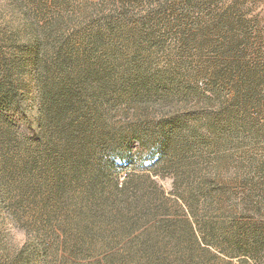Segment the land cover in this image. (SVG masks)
Returning <instances> with one entry per match:
<instances>
[{
    "label": "rangeland",
    "instance_id": "rangeland-1",
    "mask_svg": "<svg viewBox=\"0 0 264 264\" xmlns=\"http://www.w3.org/2000/svg\"><path fill=\"white\" fill-rule=\"evenodd\" d=\"M0 89V264H264V0H0Z\"/></svg>",
    "mask_w": 264,
    "mask_h": 264
},
{
    "label": "trees",
    "instance_id": "trees-1",
    "mask_svg": "<svg viewBox=\"0 0 264 264\" xmlns=\"http://www.w3.org/2000/svg\"><path fill=\"white\" fill-rule=\"evenodd\" d=\"M12 95V92L5 91L4 89H0V105L5 103V101L7 100V105L8 108L10 109H16L18 107V105L16 104V101H14V96L12 98V100H8L7 98ZM21 120V119H20ZM21 125H22V129L23 132L25 134H33L36 131V125L33 124L32 121H30L29 119H26V117L23 115L22 121H21Z\"/></svg>",
    "mask_w": 264,
    "mask_h": 264
}]
</instances>
